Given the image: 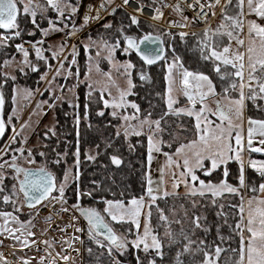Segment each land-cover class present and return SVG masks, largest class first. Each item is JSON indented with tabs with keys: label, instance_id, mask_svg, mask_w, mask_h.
I'll list each match as a JSON object with an SVG mask.
<instances>
[{
	"label": "snow or ice",
	"instance_id": "snow-or-ice-1",
	"mask_svg": "<svg viewBox=\"0 0 264 264\" xmlns=\"http://www.w3.org/2000/svg\"><path fill=\"white\" fill-rule=\"evenodd\" d=\"M114 2L103 0L100 9L114 16L118 8L126 9L133 0H122L109 12ZM135 3L136 9L127 13V23L121 21L111 40L88 36L79 43H70L90 21L101 19L99 9L95 16L85 14L83 24L77 26L73 18L79 4L71 0H45L44 4L34 0H0V30H3L0 49L12 47V42L22 39L23 34L35 37L38 31L41 37L35 42L15 43L21 59H5L2 66L8 68L15 64L24 76L29 72L38 73L35 93L43 96L47 92L48 99L37 102L36 109L43 112L46 106L55 110L67 103L75 111L76 128L74 164L65 167L59 177L50 164L67 165V149L60 152L57 145L52 149L55 157L50 160L46 151L28 146L29 137L24 132L29 123L21 124L18 131L13 120L19 119L15 107L17 96L23 92L25 98H31L33 90L13 87V107L6 116L3 89L8 81L15 84L17 76L3 73L0 139L9 127L12 135L0 147V248L8 249L15 259H8L0 251V264H83L77 257H82L84 251L90 257L95 255V264H104L105 255L109 264H122L118 257L132 250L136 252V264H217L224 251L232 253L227 264H264V0H191V3L151 0L150 4L135 0ZM145 8L153 13L148 18L151 31L145 30L141 21ZM164 9H171L179 19L165 21ZM49 10L55 13V18L48 15ZM189 10L193 12L191 18L185 14ZM38 15L47 21V27L37 22ZM21 17H30L33 28L21 29ZM160 24H166L167 30L156 31ZM200 25L199 30H193V26ZM103 27L111 30L113 24L105 23ZM54 33H63L59 43L48 41ZM189 37L195 41L190 50L198 53L202 67L186 66L177 51V42L188 46ZM81 45L85 53L96 50L95 58L88 56L84 83L89 90L82 117L78 111L79 96L74 91L80 84L77 57ZM118 52L129 59L117 60ZM33 53L34 60L30 58ZM133 54L142 66L132 61ZM101 58L111 66L109 71L101 69ZM50 61H56L55 66ZM40 62L46 69L43 72ZM93 62L95 72L117 87L118 96H113L108 87H97L99 82L91 79ZM153 65L164 70L167 85L165 93H158L166 104V110L158 118L153 117L152 111L142 112L138 103L128 99L136 95L134 72L140 81L149 80L143 66ZM113 70L124 77L126 88L115 85ZM61 76L65 81L74 76L77 83L71 87L59 85L57 78ZM40 82L46 84L43 91L39 88ZM65 90L72 94V99H66ZM97 91L99 101H93ZM180 95L186 98L187 106H176ZM98 102L103 103V109H111V117L120 121L115 126L116 139L128 142L130 151L135 147L131 137L139 138L141 147L146 144L147 171L143 173L138 193L108 189L112 196L109 199L99 182L92 181L87 189L81 184L79 128L82 118L89 120L91 103ZM129 108L133 110L131 113ZM251 111L259 117L250 115ZM96 115L104 117L105 111L99 110ZM168 117L187 118V123L179 125L185 135L183 141L172 132H168L170 139H165L166 129L162 124ZM88 127L92 125L89 123ZM52 137H57L55 123L44 131L45 143L41 147L47 149L46 141ZM100 147L95 145V155L86 152V159L95 161ZM112 147L113 142L108 141L104 151ZM254 153L259 158H254ZM159 156L164 161L158 168L160 178L154 180L152 163ZM37 157L41 162L38 163ZM110 160L117 168L123 163L117 154H111ZM231 162L238 165L235 172L229 167ZM248 169L258 179L250 177ZM225 194L239 198L238 203L229 205L236 210L234 223L228 224L224 205H219L221 211L217 216L224 217L230 234L223 235L221 226L215 225L216 238L209 240L213 225L197 209L206 199L216 205L217 198ZM84 198L102 207L85 206ZM169 200H185L191 208L180 204L183 217L178 218L175 203L167 209L161 206ZM64 214L69 215V222L59 223L54 219L62 220ZM173 224L180 225L178 231L173 229ZM51 232L60 235L50 236ZM233 242L236 247H231ZM224 244L229 248L222 247ZM91 245L99 250L98 254ZM141 252L143 257L139 255Z\"/></svg>",
	"mask_w": 264,
	"mask_h": 264
},
{
	"label": "trees",
	"instance_id": "trees-1",
	"mask_svg": "<svg viewBox=\"0 0 264 264\" xmlns=\"http://www.w3.org/2000/svg\"><path fill=\"white\" fill-rule=\"evenodd\" d=\"M121 21H123L125 24L127 23V14L122 10H117L116 14L113 16V29L111 30H103L99 33L103 35L106 39L112 38L113 35H115V29L120 26ZM142 24L145 27V30L151 31L148 27V22H145L143 20ZM28 22V21H27ZM28 26V23H27ZM41 27H44V25H41ZM26 28V24H22L21 29L23 30H30L32 28ZM165 29L161 27H157L156 31H161ZM2 30H0L1 32ZM23 38L29 39L31 41L37 40L39 37V32L37 31V35L35 37L27 36L26 34L22 35ZM165 39H167L165 37ZM189 45L185 46L183 44H180L177 42V51L182 56V58L185 61L186 66H190L192 68H198L202 67V62L198 60V53H194L190 50L191 45L195 43L194 38H188ZM15 52L13 46L4 50L0 49V62L8 58L10 56V53ZM133 57V56H132ZM136 60V63L138 66H142V63L138 62L136 57H133ZM144 67V66H143ZM145 68V67H144ZM155 66L150 68L149 73V81L144 82L135 80L134 83H136L137 87L134 89V92L136 95H133L129 97V100L135 101L139 104L141 107L142 112H153V117L158 118L159 115L162 113V111L166 110V104L164 99L161 95H158V93L163 94L164 89V79L163 74H157L154 73ZM206 70V69H204ZM36 73L29 72L27 76H21L17 74V80L16 82L22 83L23 85L35 88V85L32 84V80L36 81ZM13 84L12 81H8V83L5 85V91L9 93V88ZM93 101H99V94L97 92H94V95L92 97ZM80 104H81V117L84 113V104H85V95L81 91L80 94ZM104 110L105 116L99 117L96 115L97 111ZM56 117H57V137H52L51 140L46 141L49 144V147L47 149H44L49 154V159L55 157V152L52 151L53 148H58L57 150L60 152H63L65 149L68 151L67 156V164L73 165L75 157L73 155L75 151L76 146V128L74 123V115H73V109L70 108L67 104H63L61 106H58L55 109ZM110 109H103L102 103H91L90 109H89V120L85 121L83 118L81 119L80 124V148H81V165H80V181L82 186L87 189L92 186V181L99 182L102 187L105 189V195L108 196L109 199H112V196L107 192L108 189H111L113 192H136L138 193L140 189V184L143 180V173L146 172L147 167V159H146V144L144 147H141L138 144V139L136 137H131V143L135 146L133 150H129L128 148V142L124 141L123 138L116 139L115 137V131H116V125L120 123L118 120H114L111 115ZM67 114V115H66ZM250 115H254L259 117V114L255 111H251L249 113ZM166 122H169V126L166 124ZM162 124L163 127L166 129V133L172 132V133H180L181 135L184 134L179 125L181 123H187V118H184L183 120L179 117H168L167 121ZM91 124L92 127L89 128L88 124ZM40 139L43 140V137L41 136ZM184 139H182L183 141ZM44 141V140H43ZM108 141L113 142V147L108 149L107 152L104 151L105 143ZM45 142V141H44ZM100 144V155L97 157L95 161H88L86 159L85 153L88 150H93L92 153H96L95 145ZM118 149V151H117ZM111 154H117L122 157L123 163L122 165L117 168L115 165L111 164L110 155ZM235 166L231 168L232 166ZM50 167L57 173V171L63 167V163H61L59 166L51 165ZM229 167L232 169L233 172L236 171L238 165H236L234 162H231L229 164ZM247 174L252 177L253 179H258L255 175V173L251 170H247ZM214 175H216L214 173ZM235 183V181H232ZM130 186V187H129ZM71 195V193H70ZM99 199V194L97 196ZM239 198L238 197H232L228 194H225L224 197L217 198L216 205H213L210 199H206L201 201L197 211L200 214H203L207 217V221L210 225H213L211 235L209 236V240L216 238V232H215V225L221 226V232L223 235L228 236L230 234V229L227 226V224L224 223V217H218L217 213L221 211L219 205L223 204V212L228 214V224H233V214L235 213V209L230 208V204L238 203ZM72 201L70 200V203ZM82 203L85 206H97L101 207V205H95L93 201H90L87 198H84ZM175 203L176 210H177V217L182 218L183 217V211L180 209V204H184L185 208L190 209V204L185 200H176L172 201L169 200L167 205L161 204L162 207H165L166 209L168 207H171L172 204ZM207 205V206H205ZM187 227V224L185 225ZM119 227V226H117ZM173 229L178 231L180 228V225L173 224ZM163 234V229H161V235ZM214 235V236H213ZM219 242V241H217ZM92 246V245H91ZM94 253L98 254L99 250L95 249L94 246ZM224 248H229L228 244L222 245ZM231 247H236V243L233 242ZM141 257H143V253H139ZM135 253L133 250L126 254L125 256L120 257L121 261H129L130 263L134 264L135 260ZM232 257V253L230 251H224L221 253L220 259L217 261L218 264H227V262ZM104 261V264H109L108 258L105 256L102 258ZM131 259V260H130ZM84 264H95V255L90 257L86 251H84Z\"/></svg>",
	"mask_w": 264,
	"mask_h": 264
},
{
	"label": "rangeland",
	"instance_id": "rangeland-1",
	"mask_svg": "<svg viewBox=\"0 0 264 264\" xmlns=\"http://www.w3.org/2000/svg\"><path fill=\"white\" fill-rule=\"evenodd\" d=\"M80 1L81 0H71V3L80 4ZM34 3L44 4L45 0H34ZM48 15L50 17H52V18H55V13L51 12V10H49ZM77 17H78V12L76 13L75 17L73 18L75 20L76 24H77ZM112 21H113V16H112L111 19H106L105 21H103V23L101 24L102 26L101 25L97 26L93 30H90V31L86 32L85 34H83L82 36H80V38L77 40V43H79L80 40H84L88 36H91L93 39H97L98 40L101 36H103V35H101V33H99L101 31L105 30L103 25L105 23H109V22L112 23ZM37 22L40 23L41 25H44V27H47V21L46 20H41L40 15L37 16ZM27 23H28V26H27ZM20 24H21V27H22V24H26V28L25 29L33 28V25L30 23V17H21L20 18ZM213 26H215V24H213ZM193 30H199V27H193ZM39 37H40V34H39ZM62 37H63V33H54L48 38V41L49 42L59 43ZM40 38H38V39H40ZM189 38H192V37H189ZM24 41H29V39H25V38L22 37V39H18V40H15L14 42H12V46H13L14 50H15V47H14L15 43H22ZM33 42H35V41H33ZM25 45H27V44H25ZM46 46L47 45H45V47ZM95 51L96 50L93 48L91 50V52L85 53L84 50H83L82 45L79 47V55L77 57V60H78L79 68H80V77H79L80 84H79L78 88L74 89L76 95L79 96V104H80L81 91L86 96V94H87V92L89 90L87 88L86 84L84 83V76H85V73L87 72L88 56L92 55L95 58ZM46 55H50V54L46 53ZM65 55H67V53H65ZM12 57H15V59L17 61H19L21 59V56L16 51L13 52V53H10V56L8 58H5V59L11 60ZM133 57H135V56L133 55ZM133 57H131V59H132V61L134 63H136V60ZM30 58H32L34 60V53H33V56L30 57ZM5 59H3L0 62V83H3V73L4 72H8V73H10L12 75H16V76H17V74H19L21 76H24V75L20 74L16 70V65L15 64H13L11 67L4 68L2 65H3V61ZM69 59H70V57H69ZM116 59L119 60V61H125L126 59H129V58L121 55L118 52L116 54ZM136 59H137V57H136ZM137 61L140 62L138 59H137ZM50 62L53 64V66H55L56 61H50ZM99 63H100L101 69L104 72H107V71L110 70L111 66L107 63L106 60L101 58ZM40 66H41V71L42 72L46 70L44 65H43V62H40ZM138 67H140V66H138ZM75 71H76V68H75V66H73V72H75ZM144 71H145V74L149 77L150 69L147 70L146 68H144ZM153 72L157 73V74L161 73V74L164 75V70L161 69L159 65L155 66V69H154ZM35 76H36V81H33V80L31 81L32 84L35 85L34 89L30 88V87H27V86H25V85H23L22 83H19V82H15V84L11 85V87L9 88V93L7 91H5V88L3 89L4 90V94H5V98H6L5 115L6 116L10 115L11 114V109L13 107V104H12V101H11V95H12V88L13 87L30 88V89H32L33 90V96L31 98H25V93H23V92H21L17 96V101H16L15 107L17 108L19 119L17 120V119L14 118L13 123L15 124L17 130L19 131L21 124H23L25 122H28L30 127L25 129V132H24V135H27L29 137L28 146L34 147V148H38L39 150H43L41 145L43 143H45V142L42 139H40V137L41 136L43 137V134H44V131L46 130V128L52 127L54 123L57 125V117H56L55 110H49L46 106L43 108V112H41L40 110L36 109L37 102H39L41 100H47L48 99V93L45 92L43 96L39 95L38 93H35V89L37 87V81L39 80V74L36 73ZM112 76H113V80L115 81V85H118L119 88H121V89L126 88L127 85H126V81H125L123 76H121L115 70L112 71ZM133 78H134V81L138 80L139 79L138 74L134 72V77ZM91 79L93 81H98L99 82L97 87H108L111 90L113 96H118L117 87L114 86L112 84V82L108 81L105 77H103L102 75H98L95 72V62H93V72H92ZM148 81L149 80H146L144 82H148ZM76 83H77V80H76V78L74 76L68 78L66 81L63 79L62 76L57 78V84H59V85H65L66 84L67 86L71 87V86L75 85ZM45 87H46V84L44 82H40L39 83V88L41 89V91H43V89ZM166 87H167V85H166V82L164 81V89H165V91H166ZM165 91H164V93H165ZM97 93L99 94L98 91H97ZM65 97H66V99H72V94L68 93L67 90H65ZM105 98H108L107 92H105ZM128 99H129V97H128ZM179 100H180V103L178 105H176V106L177 107H184V105L186 104L185 97L180 95L179 96ZM65 104H67V103H65ZM58 106H61V105H58ZM102 106H103V103H102ZM78 111L81 114V104H80V108L78 109ZM110 111H112V110L110 109ZM132 111H133L132 109H130V108L128 109L129 113H131ZM33 113H35V114H33ZM43 113H47V114L45 115ZM73 115L75 116V111L74 110H73ZM30 117H31V119H29ZM166 124L169 126L170 123L166 122ZM174 134L178 135L180 141H182V139L185 138L184 134H182V135L180 133H174ZM11 135H12L11 127H9L8 130L5 133V136L2 139H0V147H3L4 144L8 142V139L10 138ZM165 139H170V137L168 136V133H166V132H165ZM13 147H16V145H13ZM89 151L92 153L93 150H88L87 152H89ZM92 154L95 155L94 153H92ZM252 155H253L254 158H259L258 154L254 153ZM160 158L164 161V158L162 156ZM37 161H38V163L41 162V158L37 157ZM67 166H70V165H68V164L66 165V164L63 163L62 169L60 168L57 171L56 174L59 177H62L63 169L65 167H67ZM233 167H235V166L233 165L231 168H233ZM74 171H75V169L73 168V172ZM146 171H147V167H146ZM181 191H182V189H181ZM69 195H70V193H69ZM101 207H102V205H101ZM83 223L84 222H82V224ZM92 246H94V245H92ZM133 252L135 253V256H136L135 250H133ZM118 258L120 259V257H118ZM121 262H122V264H131L129 261H123L122 260ZM134 264H136V261L134 262Z\"/></svg>",
	"mask_w": 264,
	"mask_h": 264
},
{
	"label": "built area",
	"instance_id": "built-area-1",
	"mask_svg": "<svg viewBox=\"0 0 264 264\" xmlns=\"http://www.w3.org/2000/svg\"><path fill=\"white\" fill-rule=\"evenodd\" d=\"M103 2V0H81L80 4H79V10H78V17H77V26H80L83 24V16L85 14H90L92 16L96 15V10L99 9L100 10V14H101V19L100 20H92L90 21V23L83 27L82 30L77 34V37L73 40L70 41V43H77V40L80 38V36H82L83 34H85L86 32L93 30L95 27L100 26L103 21H105L106 19H111L113 15H109L108 12H105L103 9H100V4ZM122 2V0H115L114 4H112L109 7V12L111 11L112 8H115L116 5L120 4ZM169 3H173L174 0H168ZM189 3H191V0H188ZM145 4H150L151 0H144ZM137 7V4L135 3V0H133V2L130 4L129 7L125 8H118L117 10H122L124 11L126 14L127 13H131L133 12ZM91 8V12L89 11V9ZM153 13L150 11L149 8H145L143 15L141 16V20L151 23L149 21V17L152 15ZM189 18H191L193 16V12L192 11H187L185 13ZM179 17L173 13L171 11V9H164V20L165 21H170V20H178ZM102 26V25H101ZM157 27H161L165 30H167V26L166 24H160ZM193 27H202V25L200 26H193ZM173 31H178L176 29H173ZM28 45H25V47H27ZM152 173L156 174L157 171L152 170ZM57 219V222L59 223H67L69 222V215L68 214H64L63 215V219L60 220L59 218H54ZM82 219L80 221V223L82 224ZM53 227H55V225H53ZM69 233H71V229L68 230ZM50 236H56L59 237V233L58 232H51L49 233ZM57 250H59V248H57ZM0 251H3L5 256L10 259V260H14L15 257L11 256L9 254V250L6 248H0ZM17 255H19V253H17ZM73 256H76L75 253H72ZM83 260V264H84V252L82 254V257H77V261L79 262L80 260Z\"/></svg>",
	"mask_w": 264,
	"mask_h": 264
},
{
	"label": "crops",
	"instance_id": "crops-1",
	"mask_svg": "<svg viewBox=\"0 0 264 264\" xmlns=\"http://www.w3.org/2000/svg\"><path fill=\"white\" fill-rule=\"evenodd\" d=\"M185 102H186V98H185ZM187 106L186 104L184 105V107ZM161 156H159L156 160L153 161L152 163V170L157 171L156 174L152 173L153 179H159L160 178V174L158 171V168L163 164V160L160 158ZM19 255H21V253H19Z\"/></svg>",
	"mask_w": 264,
	"mask_h": 264
},
{
	"label": "water",
	"instance_id": "water-1",
	"mask_svg": "<svg viewBox=\"0 0 264 264\" xmlns=\"http://www.w3.org/2000/svg\"><path fill=\"white\" fill-rule=\"evenodd\" d=\"M134 55V54H133ZM135 56V55H134ZM136 57V56H135ZM137 59H138V57H137ZM139 60V59H138ZM140 63H142V62H140ZM153 66H156V65H153ZM153 66H151V67H148V66H144L147 70H149L150 68H152ZM84 222V221H83Z\"/></svg>",
	"mask_w": 264,
	"mask_h": 264
},
{
	"label": "bare ground",
	"instance_id": "bare-ground-1",
	"mask_svg": "<svg viewBox=\"0 0 264 264\" xmlns=\"http://www.w3.org/2000/svg\"><path fill=\"white\" fill-rule=\"evenodd\" d=\"M214 236V235H213ZM131 260V259H130ZM132 264V263H131Z\"/></svg>",
	"mask_w": 264,
	"mask_h": 264
}]
</instances>
